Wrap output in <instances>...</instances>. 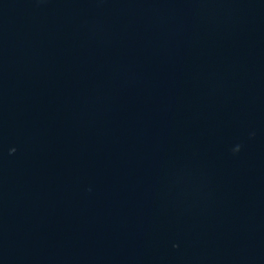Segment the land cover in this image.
Returning <instances> with one entry per match:
<instances>
[{
    "label": "water",
    "instance_id": "water-1",
    "mask_svg": "<svg viewBox=\"0 0 264 264\" xmlns=\"http://www.w3.org/2000/svg\"><path fill=\"white\" fill-rule=\"evenodd\" d=\"M0 264H264V0H0Z\"/></svg>",
    "mask_w": 264,
    "mask_h": 264
}]
</instances>
